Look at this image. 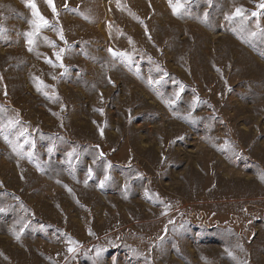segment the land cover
<instances>
[{"label": "rangeland", "instance_id": "obj_1", "mask_svg": "<svg viewBox=\"0 0 264 264\" xmlns=\"http://www.w3.org/2000/svg\"><path fill=\"white\" fill-rule=\"evenodd\" d=\"M32 3L0 0V264H264V0Z\"/></svg>", "mask_w": 264, "mask_h": 264}, {"label": "snow or ice", "instance_id": "obj_2", "mask_svg": "<svg viewBox=\"0 0 264 264\" xmlns=\"http://www.w3.org/2000/svg\"><path fill=\"white\" fill-rule=\"evenodd\" d=\"M25 2H26V6H31L33 9H35L36 6H35L34 3H32V0H25ZM48 3H49L50 6H52V0H48ZM169 3H170V6H172L171 5V0H169ZM178 7H179L178 5L176 7H173V13L174 14L176 13ZM258 7L264 8V3H261L260 5H258ZM53 12H55V8L54 7H53ZM242 13H243V9L237 8V9H235V12L233 13V16H240ZM34 15H38V13L34 12ZM252 15L256 16L257 13L253 12ZM39 18H40L41 21H43L44 24L48 23L46 20L43 19V17H39ZM231 18L232 17H228V19H231ZM262 34H264V33H262ZM251 35L255 36V35H257V33H251ZM60 38L63 39V36L61 35ZM29 43H31V41H29ZM113 54L117 55V53H113ZM120 55H123V54H120ZM57 59H59V55H57ZM261 178L264 179V176H262ZM105 179H107V177ZM0 211H2V210H0ZM69 251H73V249L69 248ZM229 255H231V253H229Z\"/></svg>", "mask_w": 264, "mask_h": 264}]
</instances>
